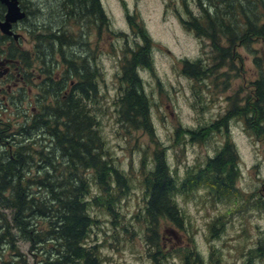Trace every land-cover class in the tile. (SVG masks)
Listing matches in <instances>:
<instances>
[{"label": "trees", "instance_id": "16d2710c", "mask_svg": "<svg viewBox=\"0 0 264 264\" xmlns=\"http://www.w3.org/2000/svg\"><path fill=\"white\" fill-rule=\"evenodd\" d=\"M22 1L28 13V2ZM193 1L197 14L186 10L190 18L184 19V27L208 43L212 56L208 67L199 59L184 60L183 75L194 82L213 78L215 83L221 80L224 84L227 71L238 72V49L255 52L253 63L260 72L252 82V96L245 104L233 106L212 128L216 130L236 116L249 134L264 137V0ZM62 11L68 12H62L61 19H55L52 11L45 27L29 25L35 51H20L10 39L1 52L10 61L12 73L7 74V82L13 85L7 91V82L0 84V264H30L29 257L35 258L34 264H102V244L98 242L101 226L94 212L105 211L117 219L115 205L128 192L126 174L111 163L103 148L98 113L93 110L100 93L93 58L83 62L70 53L86 29L93 24L104 27L108 18L100 0H62ZM70 21L81 26L79 33L69 32ZM83 25L89 27L84 29ZM141 37L143 46L130 51L121 69L123 78L119 80H124V89L116 103L118 118L133 131L150 130L148 100L137 73L150 63L149 38L144 32ZM254 43L260 44L261 55L252 48ZM38 65L47 74L38 83H31L25 70ZM60 68L64 72L58 78L55 74ZM21 84L38 86L41 94L31 99ZM198 133L203 137L207 134L203 129L190 135L197 139ZM234 156L231 145L225 144L203 170L178 182L163 155L156 154L153 167L142 171L144 207L134 216L144 226V242H158L157 233L148 229L155 230L161 221L182 226L176 194L187 195L207 183L217 197L229 198L235 189ZM256 201L254 205L264 209V201ZM178 253L183 264L193 255L189 250Z\"/></svg>", "mask_w": 264, "mask_h": 264}, {"label": "rangeland", "instance_id": "374dc122", "mask_svg": "<svg viewBox=\"0 0 264 264\" xmlns=\"http://www.w3.org/2000/svg\"><path fill=\"white\" fill-rule=\"evenodd\" d=\"M100 1L109 23L99 25L100 28L93 24L88 30L89 26L83 25V39L77 41L70 53L82 60L93 58L100 89L93 110L98 113L103 148L111 163L127 176L128 192L115 205L117 219L108 217L105 211L94 212L101 226L98 242L102 244V264H183L178 252L187 254V250L193 252L187 264H264V209L254 205L258 198L264 201V137L249 134L243 129V120L236 116L225 120L216 130L212 128L233 106L245 104L252 96V82L260 72L253 63L256 53H249L244 47L238 49V72L227 71L226 85L221 80L215 83L213 78L194 82L183 75L182 62L199 59L208 67L212 55L208 43L184 27V19L190 18L186 10L197 14L193 0ZM27 2L28 32H20L22 37L13 41L20 51L30 52L35 47L29 25L34 29L45 27L52 11L56 12L55 19H61L62 12L71 8L62 11V0ZM68 26L69 32L79 33L81 26H75L73 21ZM141 32L149 38L150 63L138 68L137 73L148 100L150 130L133 131L118 118L116 103L124 89V80H119L123 78L121 69L131 56L130 51L136 52L143 46ZM252 48L261 55L259 43L252 44ZM38 67L25 70L31 83H38L47 74L44 67ZM60 69L55 74L58 78L64 72ZM2 76L0 84L10 80L6 74ZM12 85L7 82L5 89L8 91ZM37 87L23 86L31 99L41 94ZM203 129L207 132L205 137L201 133L200 138L191 137V132ZM225 144L231 145L235 155V189L230 197H217L207 183H201L187 195L176 194L175 202L184 220L182 226L161 221L155 230L148 229L157 233L158 242H144V226L134 216L144 207L142 171L146 173L153 167L156 154L163 155L171 176L180 182L188 174L203 170ZM34 261L29 257L30 264Z\"/></svg>", "mask_w": 264, "mask_h": 264}, {"label": "flooded vegetation", "instance_id": "af4514ba", "mask_svg": "<svg viewBox=\"0 0 264 264\" xmlns=\"http://www.w3.org/2000/svg\"><path fill=\"white\" fill-rule=\"evenodd\" d=\"M17 1H18V6H19L20 10L22 12H24V14L26 16L27 12L25 10V7H23V1L22 0H17ZM5 16H6V7L0 3V23L5 21ZM24 18L25 17H23L21 20H18L14 23H10L9 31L12 32L13 35L17 36L16 39L13 37V35L12 36L3 35V34H1V31H0V43L2 42L1 47H0V54H1V52H4L6 50V47L8 45H10V43H11L10 39L18 40V38L22 37V34L20 32H28L27 29L25 28V26L28 27V25L26 24V22H25L26 20ZM3 57L4 56L1 54L0 55V71H3V73L6 71L7 74L12 73V71H11L12 69L10 68V61L4 59ZM0 74H2V73L0 72Z\"/></svg>", "mask_w": 264, "mask_h": 264}, {"label": "water", "instance_id": "95a60500", "mask_svg": "<svg viewBox=\"0 0 264 264\" xmlns=\"http://www.w3.org/2000/svg\"><path fill=\"white\" fill-rule=\"evenodd\" d=\"M0 3L6 7L5 21L0 23V31L3 35L12 36L13 33L9 31L10 23L21 20L25 15L20 10L17 0H0ZM13 37L17 38L16 35Z\"/></svg>", "mask_w": 264, "mask_h": 264}, {"label": "bare ground", "instance_id": "6f19581e", "mask_svg": "<svg viewBox=\"0 0 264 264\" xmlns=\"http://www.w3.org/2000/svg\"><path fill=\"white\" fill-rule=\"evenodd\" d=\"M24 13V12H23ZM25 15V14H24ZM25 17V16H24Z\"/></svg>", "mask_w": 264, "mask_h": 264}]
</instances>
